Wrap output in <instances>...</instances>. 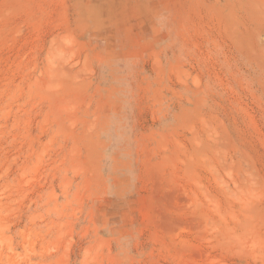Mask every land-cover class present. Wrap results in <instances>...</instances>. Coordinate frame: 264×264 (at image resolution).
I'll return each mask as SVG.
<instances>
[{"label":"rangeland","instance_id":"1","mask_svg":"<svg viewBox=\"0 0 264 264\" xmlns=\"http://www.w3.org/2000/svg\"><path fill=\"white\" fill-rule=\"evenodd\" d=\"M0 264H264V0H0Z\"/></svg>","mask_w":264,"mask_h":264}]
</instances>
